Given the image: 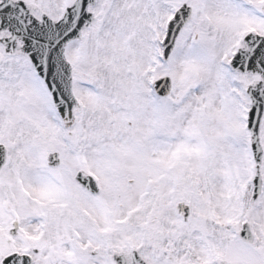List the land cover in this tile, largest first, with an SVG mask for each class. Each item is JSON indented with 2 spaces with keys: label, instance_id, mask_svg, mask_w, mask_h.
<instances>
[{
  "label": "snow or ice",
  "instance_id": "snow-or-ice-1",
  "mask_svg": "<svg viewBox=\"0 0 264 264\" xmlns=\"http://www.w3.org/2000/svg\"><path fill=\"white\" fill-rule=\"evenodd\" d=\"M0 264H264V0H0Z\"/></svg>",
  "mask_w": 264,
  "mask_h": 264
}]
</instances>
